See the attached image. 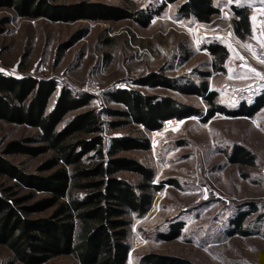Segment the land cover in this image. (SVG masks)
<instances>
[{
	"label": "rangeland",
	"instance_id": "obj_1",
	"mask_svg": "<svg viewBox=\"0 0 264 264\" xmlns=\"http://www.w3.org/2000/svg\"><path fill=\"white\" fill-rule=\"evenodd\" d=\"M68 6L87 1L138 8L158 5L162 0H49ZM183 0L169 3L141 27L131 19L80 17L60 20L45 16H20L0 4V71L17 78H52L57 88L52 107L62 86L76 94H90L89 105L72 113L97 108L102 119H114L108 108L123 104L107 99L116 90L137 89L145 94L172 96L195 114L177 118V124L147 129L140 123L108 130V136L148 138L147 149L121 151L155 170V182H165L154 193L152 203L141 215L132 216L128 263L140 264L142 255L159 252L179 255L196 264H264V237L260 233L229 234L232 219L248 213L247 227L264 226V106L253 115H204L209 104L205 92L181 90L188 83L208 81L217 93L216 101L236 108L242 101L251 104L264 94V0H216L220 13L210 22L183 17L178 7ZM230 3L249 5L252 32L244 38L235 32ZM222 44L228 50L225 70L212 65L208 44ZM156 72L177 80V88L138 84L144 75ZM173 117V116H169ZM37 133L24 123L0 119V154L6 143ZM244 146L256 155L252 165L232 162L229 155ZM49 152L8 154V159L27 172L36 171ZM119 176L136 181L138 173L123 170ZM172 179V180H170ZM173 181V182H172ZM256 207L255 210H250ZM184 221L180 234L168 233L174 222ZM9 252L0 244V264L8 263ZM11 264H22L14 262ZM41 264H79L70 254H61Z\"/></svg>",
	"mask_w": 264,
	"mask_h": 264
},
{
	"label": "trees",
	"instance_id": "obj_2",
	"mask_svg": "<svg viewBox=\"0 0 264 264\" xmlns=\"http://www.w3.org/2000/svg\"><path fill=\"white\" fill-rule=\"evenodd\" d=\"M174 1L162 0L158 5L141 8L133 2L131 6H123L82 1L68 8L49 0H0V4L12 7L20 16L60 20L128 18L145 27L154 15L161 14ZM230 8L238 36L244 38L251 34L250 6L230 3ZM178 12L183 17L210 22L220 13V6L216 0H183ZM4 22L0 21V32ZM207 48L214 57L212 65L224 71L228 56L226 46L214 43ZM177 80L152 72L139 78L137 83L177 88ZM56 88L57 82L52 78H17L0 71V119L37 129L34 135L6 143L0 154V244L8 249L9 264H41L61 254L72 255L79 264H129L132 216L147 211L154 193L165 182H155L154 168L120 154L133 148H149L148 138L108 136L106 129L131 122L150 130L157 129L163 119L183 118L195 114L194 109L182 107L172 96L145 94L137 89L116 90L106 97L123 107L106 109V114L116 118L104 120L97 108L70 114L89 105L92 96L76 94L66 86H62L52 107L48 108ZM181 90L206 93L209 106L204 120L215 112L253 115L264 106L262 94L251 104L242 101L236 108H227L216 101L217 93L208 88L206 80L188 83ZM47 152L49 157L32 172L5 157L15 153L37 156ZM229 160L252 165L256 155L247 147L237 146ZM123 170L135 171L138 179L133 182L119 176ZM247 216L248 213L243 212L232 219V229L228 233H260L264 237V226L262 230H254L244 225ZM184 223H172L169 232L163 233L161 238L178 236ZM140 264L196 263L175 254L148 252L141 256Z\"/></svg>",
	"mask_w": 264,
	"mask_h": 264
},
{
	"label": "built area",
	"instance_id": "obj_3",
	"mask_svg": "<svg viewBox=\"0 0 264 264\" xmlns=\"http://www.w3.org/2000/svg\"><path fill=\"white\" fill-rule=\"evenodd\" d=\"M162 121H163V126H165V128H172L178 122L176 116L165 118Z\"/></svg>",
	"mask_w": 264,
	"mask_h": 264
}]
</instances>
